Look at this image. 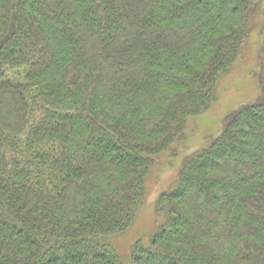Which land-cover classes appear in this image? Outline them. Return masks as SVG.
Listing matches in <instances>:
<instances>
[{
    "label": "trees",
    "instance_id": "1",
    "mask_svg": "<svg viewBox=\"0 0 264 264\" xmlns=\"http://www.w3.org/2000/svg\"><path fill=\"white\" fill-rule=\"evenodd\" d=\"M262 3L0 0V264H124L111 237ZM157 211L133 264H264V88L185 156Z\"/></svg>",
    "mask_w": 264,
    "mask_h": 264
},
{
    "label": "rangeland",
    "instance_id": "2",
    "mask_svg": "<svg viewBox=\"0 0 264 264\" xmlns=\"http://www.w3.org/2000/svg\"><path fill=\"white\" fill-rule=\"evenodd\" d=\"M257 25L244 45L243 53L217 83V96L209 109L192 117L184 139L158 155L146 178V194L132 224L124 232L111 237L124 264L132 263L136 243L149 245L152 233L163 218L158 214L157 201L170 189L186 155L207 145L223 129L227 117L239 107L256 102L263 96L264 64V0Z\"/></svg>",
    "mask_w": 264,
    "mask_h": 264
}]
</instances>
